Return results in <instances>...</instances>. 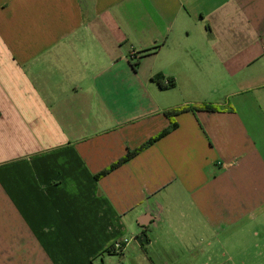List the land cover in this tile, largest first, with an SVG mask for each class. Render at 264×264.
<instances>
[{"label":"crops","instance_id":"obj_1","mask_svg":"<svg viewBox=\"0 0 264 264\" xmlns=\"http://www.w3.org/2000/svg\"><path fill=\"white\" fill-rule=\"evenodd\" d=\"M192 104L215 109L96 177ZM144 233L174 264H264V0H0V264Z\"/></svg>","mask_w":264,"mask_h":264},{"label":"rangeland","instance_id":"obj_2","mask_svg":"<svg viewBox=\"0 0 264 264\" xmlns=\"http://www.w3.org/2000/svg\"><path fill=\"white\" fill-rule=\"evenodd\" d=\"M140 234V228L135 225L129 237H136ZM158 244L141 245L137 238H133L124 253H105L104 262L101 264H174L175 259L172 251L165 252Z\"/></svg>","mask_w":264,"mask_h":264},{"label":"trees","instance_id":"obj_3","mask_svg":"<svg viewBox=\"0 0 264 264\" xmlns=\"http://www.w3.org/2000/svg\"><path fill=\"white\" fill-rule=\"evenodd\" d=\"M158 48L157 47H153V48H149L146 50V52H151L154 51ZM139 59H136L134 66H137L139 63ZM157 80L159 81L160 85L164 88H168L170 86L174 85V81L170 80L169 84H165L163 82V79L161 76L157 77ZM197 109H208V110H214L215 107L211 106V105H184V106H180L175 108L172 111L168 112V115L170 116V118L172 119L171 124L164 129L161 133H159L157 136L153 137L152 139L148 140L147 142H145L144 144H142L140 147L133 149V150H129L122 158H120L118 161H116L115 163H113L112 165H110L108 168L104 169L103 171H101L100 173H98L96 175L97 178L107 174L108 172H110L111 170L117 168L118 166H120L121 164L127 162L128 160H130L132 157H134L136 154H138L140 151H142L143 149H145L146 147H148L150 144L154 143L155 141H157L158 139L162 138L163 136H165L166 134H168L170 131H172L174 128H176L178 126V123L173 119L174 115L176 113L179 112H183L186 110H197ZM112 246V245H111ZM109 252H117L115 250L112 249V247L109 248ZM121 253V252H120Z\"/></svg>","mask_w":264,"mask_h":264},{"label":"built area","instance_id":"obj_4","mask_svg":"<svg viewBox=\"0 0 264 264\" xmlns=\"http://www.w3.org/2000/svg\"><path fill=\"white\" fill-rule=\"evenodd\" d=\"M137 53L135 51L132 52V58L137 59L138 56L136 55ZM165 84H169L170 80L169 79H164L163 80ZM130 242V239H123V240H116L114 241V243L112 244V249L117 251V252H121L124 247Z\"/></svg>","mask_w":264,"mask_h":264},{"label":"water","instance_id":"obj_5","mask_svg":"<svg viewBox=\"0 0 264 264\" xmlns=\"http://www.w3.org/2000/svg\"><path fill=\"white\" fill-rule=\"evenodd\" d=\"M139 243H142V242H147V236L146 234L144 233L143 235H141V237H139L138 239Z\"/></svg>","mask_w":264,"mask_h":264}]
</instances>
